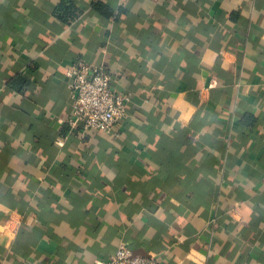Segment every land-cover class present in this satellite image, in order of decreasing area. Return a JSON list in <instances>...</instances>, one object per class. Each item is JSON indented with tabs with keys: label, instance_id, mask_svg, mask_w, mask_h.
Returning <instances> with one entry per match:
<instances>
[{
	"label": "crops",
	"instance_id": "1",
	"mask_svg": "<svg viewBox=\"0 0 264 264\" xmlns=\"http://www.w3.org/2000/svg\"><path fill=\"white\" fill-rule=\"evenodd\" d=\"M65 1L0 0V264H264V0ZM79 61L111 132L66 123Z\"/></svg>",
	"mask_w": 264,
	"mask_h": 264
},
{
	"label": "built area",
	"instance_id": "2",
	"mask_svg": "<svg viewBox=\"0 0 264 264\" xmlns=\"http://www.w3.org/2000/svg\"><path fill=\"white\" fill-rule=\"evenodd\" d=\"M71 91L72 108L66 121L71 129L83 133L111 132L127 113L130 98L117 93L111 86V74L84 62L72 63L66 71ZM62 145L61 141L57 142ZM101 264H161L155 254L137 255L120 245L110 258Z\"/></svg>",
	"mask_w": 264,
	"mask_h": 264
},
{
	"label": "trees",
	"instance_id": "3",
	"mask_svg": "<svg viewBox=\"0 0 264 264\" xmlns=\"http://www.w3.org/2000/svg\"><path fill=\"white\" fill-rule=\"evenodd\" d=\"M94 6H95L94 7L95 10L102 13L105 16V18L107 17L109 18V16L112 14V10L110 11L101 3H96ZM75 11H76L75 6L73 5L72 2L61 0V2L57 4L54 10V15L61 22L69 23V21L75 17ZM28 85H29L28 78L20 74L15 75L8 82L9 88L19 93H22Z\"/></svg>",
	"mask_w": 264,
	"mask_h": 264
}]
</instances>
